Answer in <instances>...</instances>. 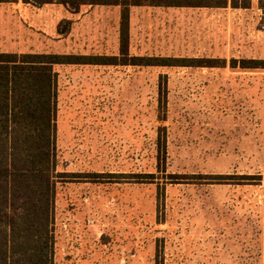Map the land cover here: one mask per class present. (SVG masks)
Wrapping results in <instances>:
<instances>
[{
	"label": "rangeland",
	"instance_id": "1",
	"mask_svg": "<svg viewBox=\"0 0 264 264\" xmlns=\"http://www.w3.org/2000/svg\"><path fill=\"white\" fill-rule=\"evenodd\" d=\"M28 1L0 0V52L118 53L121 7ZM235 2L130 10L131 55L214 67L55 68L52 264H264V69L230 66L264 59V14Z\"/></svg>",
	"mask_w": 264,
	"mask_h": 264
},
{
	"label": "trees",
	"instance_id": "2",
	"mask_svg": "<svg viewBox=\"0 0 264 264\" xmlns=\"http://www.w3.org/2000/svg\"><path fill=\"white\" fill-rule=\"evenodd\" d=\"M25 2H30L24 0ZM37 4L52 0H32ZM232 7H249L251 0ZM80 11L86 5H117L119 50L115 55L76 53L0 52V264H52L49 202L54 195L57 112L56 67L60 65H125L214 67L212 59L131 55L130 10L144 5L166 7H222L227 0H56ZM221 2V3H220ZM264 14V0H258ZM58 27L60 34L70 26ZM232 67L264 69V59L231 61ZM162 146V145H160ZM164 147V146H163ZM224 178V175H219ZM258 182H240L261 184ZM24 192L25 202L14 211L8 202ZM157 264V263H156Z\"/></svg>",
	"mask_w": 264,
	"mask_h": 264
},
{
	"label": "crops",
	"instance_id": "3",
	"mask_svg": "<svg viewBox=\"0 0 264 264\" xmlns=\"http://www.w3.org/2000/svg\"><path fill=\"white\" fill-rule=\"evenodd\" d=\"M86 264H89V263H86Z\"/></svg>",
	"mask_w": 264,
	"mask_h": 264
}]
</instances>
